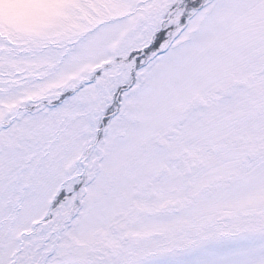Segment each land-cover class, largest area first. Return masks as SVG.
<instances>
[{
	"label": "snow or ice",
	"instance_id": "1",
	"mask_svg": "<svg viewBox=\"0 0 264 264\" xmlns=\"http://www.w3.org/2000/svg\"><path fill=\"white\" fill-rule=\"evenodd\" d=\"M0 264H264V0H0Z\"/></svg>",
	"mask_w": 264,
	"mask_h": 264
}]
</instances>
